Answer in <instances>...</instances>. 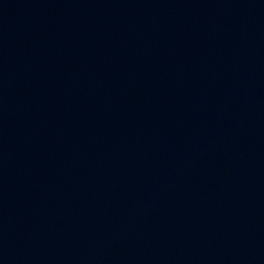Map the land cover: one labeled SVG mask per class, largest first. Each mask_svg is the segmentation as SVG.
<instances>
[{
  "label": "water",
  "instance_id": "1",
  "mask_svg": "<svg viewBox=\"0 0 264 264\" xmlns=\"http://www.w3.org/2000/svg\"><path fill=\"white\" fill-rule=\"evenodd\" d=\"M5 1H7V0H0V5H1L2 3H4Z\"/></svg>",
  "mask_w": 264,
  "mask_h": 264
}]
</instances>
